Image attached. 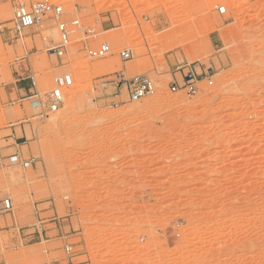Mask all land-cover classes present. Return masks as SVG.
Returning <instances> with one entry per match:
<instances>
[{"label":"rangeland","instance_id":"374dc122","mask_svg":"<svg viewBox=\"0 0 264 264\" xmlns=\"http://www.w3.org/2000/svg\"><path fill=\"white\" fill-rule=\"evenodd\" d=\"M19 1L79 21L62 60L48 52L53 19L12 40ZM102 44L104 59L83 50ZM187 65L214 84L173 92ZM64 73L74 85L60 109L35 107ZM118 73L149 77L155 93L131 101ZM7 202L0 264H264V0H0Z\"/></svg>","mask_w":264,"mask_h":264},{"label":"built area","instance_id":"2783aa9c","mask_svg":"<svg viewBox=\"0 0 264 264\" xmlns=\"http://www.w3.org/2000/svg\"><path fill=\"white\" fill-rule=\"evenodd\" d=\"M218 13L220 15H225L227 13L226 7H219ZM65 12L62 7L50 5L44 2H38L31 5H26L25 3H20V1L14 7V17L6 25V30L12 36L13 41H18L24 35L27 30L33 29L41 24H43L47 19H53L56 21L57 32L59 35V41L48 49V52L55 56L57 59L62 60L69 49L71 43V34L76 28H79V21H73L67 23L63 20ZM84 52L88 58L92 60H99L106 58L111 53V48L108 44H102L97 49H92L89 47L83 48ZM120 57L124 61H129L132 59L133 55L131 50L126 49L120 53ZM191 68V65H187ZM184 67L178 68V70ZM118 78L117 87L119 90H126L129 99L133 102L140 101L150 95H153L156 91L155 85L152 80L147 76H135L133 78H127L125 74L118 73L116 75ZM200 75L195 70L189 69L188 74L186 73L181 79V81H175L173 84V92H179L180 90L187 91L188 94L196 93L198 90V84L202 82L200 80ZM212 77L205 78L208 82ZM176 79V77H175ZM54 89L45 96L43 100L38 93L33 98H39L35 103L38 107H44L49 112H56L64 104L65 93L71 89L74 85V78L71 74H61L55 78ZM118 106V103L115 104ZM13 163L19 161V156L15 155L11 157ZM25 167L31 165L29 162L23 163ZM8 204L5 205L0 210V215L10 213L12 211V206ZM61 218L57 219V225H60ZM25 233V232H24ZM40 232H32L30 234H24L23 238L34 239V236ZM67 252H71V247L67 246Z\"/></svg>","mask_w":264,"mask_h":264},{"label":"bare ground","instance_id":"6f19581e","mask_svg":"<svg viewBox=\"0 0 264 264\" xmlns=\"http://www.w3.org/2000/svg\"><path fill=\"white\" fill-rule=\"evenodd\" d=\"M191 28H193L192 26H190ZM190 29V28H189ZM192 30V29H191ZM199 57V56H198ZM202 58V57H201ZM196 59V58H195ZM108 66V67H107ZM110 66H109V63H105V64H103V65H100V66H97V67H95V70L96 71H98V72H101V73H103V72H105V71H108V68H109ZM211 86L214 84V82H208ZM69 102L67 103V106H68V104H69V108H71L70 107V105L71 106H73L74 105V97L73 96H71V97H69ZM155 102V99H153V100H151L150 101V103H144L143 105H142V109L144 110V111H146V109L148 108V106H149V104H153ZM33 105L35 106V107H38L37 106V103H33ZM58 117H54L53 118V121H55V122H57L58 121Z\"/></svg>","mask_w":264,"mask_h":264},{"label":"crops","instance_id":"0c3cea01","mask_svg":"<svg viewBox=\"0 0 264 264\" xmlns=\"http://www.w3.org/2000/svg\"><path fill=\"white\" fill-rule=\"evenodd\" d=\"M191 70H195V71H197V69L195 68V67H191L190 68ZM198 73V72H197ZM199 74V73H198ZM211 72H210V70L208 71H205V72H202L201 74H199L201 77H200V80H205V78H207V77H211ZM22 91H25V92H28V91H31L32 89L28 86V85H26L23 89H21Z\"/></svg>","mask_w":264,"mask_h":264}]
</instances>
